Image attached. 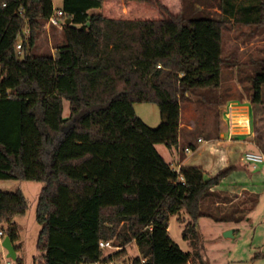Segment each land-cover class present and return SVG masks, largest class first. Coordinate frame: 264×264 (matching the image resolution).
Returning a JSON list of instances; mask_svg holds the SVG:
<instances>
[{
  "label": "trees",
  "instance_id": "obj_1",
  "mask_svg": "<svg viewBox=\"0 0 264 264\" xmlns=\"http://www.w3.org/2000/svg\"><path fill=\"white\" fill-rule=\"evenodd\" d=\"M180 1L62 0L63 40L52 55L33 49L54 0H0V180L45 184L39 264H112L132 241L139 254L131 264H210L171 238L170 216L185 210L184 234L195 229L202 200L243 166L212 176L201 165L178 170L156 145H179L184 97L219 96L232 55L225 33L233 24L264 26V0H220L196 17ZM253 63L245 94L264 106V57ZM136 102L156 103L162 123L148 126ZM27 210L20 189H0V230L17 252L14 218ZM112 239L121 248L107 253L100 242Z\"/></svg>",
  "mask_w": 264,
  "mask_h": 264
},
{
  "label": "rangeland",
  "instance_id": "obj_2",
  "mask_svg": "<svg viewBox=\"0 0 264 264\" xmlns=\"http://www.w3.org/2000/svg\"><path fill=\"white\" fill-rule=\"evenodd\" d=\"M217 1L220 0H183L185 15L187 17H196L197 12H205L201 10L203 5L208 7L207 5L213 4L214 6ZM242 1H244L246 7L254 5L253 0H233L236 4ZM60 3L61 0H54L56 10ZM181 6L182 0L180 1V8ZM237 16L238 13L236 14ZM62 29L56 26H46L45 23H42L36 32L37 40L33 53L55 54L56 47L63 40ZM224 39L226 53L229 55L231 52L232 55L228 57V63L224 64L226 74L223 75L222 88L218 90L219 96L209 93L204 100L196 96L184 97L182 99L183 110L181 112L183 118L189 120V117H192L198 122V127L193 132L194 136L199 133L206 134L202 130L203 127H201L202 118L205 113L204 101L216 103L218 100L224 99L226 97L225 88L228 91V96L233 94V96L238 97V91H241L237 88L239 81L234 80L235 78L232 79L229 76L228 70L230 68L234 69L240 60L253 62L255 58L260 59L264 57V26L233 24L226 31ZM234 46H237V48ZM231 65L233 67H229ZM258 68L259 65L253 63L251 67L247 68V72L250 74L256 73ZM239 83L243 85V89L250 86L249 80ZM245 95L241 100L245 98ZM192 100L197 103L198 110L190 108V104L185 103L186 101L192 103ZM192 104L191 106L193 107L195 104ZM134 106L137 116L148 126L158 127L162 123V115L156 103L136 102ZM69 113V101L64 99V115H69ZM226 116L229 120L232 134H236L235 129L239 126L243 128L242 135L250 131L251 113L246 105L228 106ZM263 119L262 117L259 118V129L264 124L262 122L264 121ZM156 148L172 167L177 168V162H175L168 146L157 144ZM240 148L242 155H244L239 164L243 167L230 170L226 183H234L241 180L249 181L252 188H248L242 193L235 192L233 194L227 192L229 188L226 185L215 188L214 191L206 195L202 200L203 215L198 218L196 228L188 230L186 235L184 231L191 220L189 214L185 210H182L170 216L169 234L171 238L181 249L191 252L197 260L203 258L210 264H264V161L255 162L248 160L246 148L243 146H240ZM223 165H226L225 168H229L236 165V162H223ZM44 185V182L37 181L0 180L1 190L15 191L20 189L28 202L27 213L14 218V221L19 226L20 239L18 244H21L17 257L22 259V264H39L43 260L37 248L42 227L37 221L36 209L39 195ZM251 189H254V192ZM4 227L6 228L7 225L4 224ZM230 229L233 230V236H225V232ZM3 239L0 237V264H19L17 259L8 256V250L2 244ZM111 241L114 242V248H107V253L117 250L115 248L118 246V243H115L116 239H112ZM125 249L127 252L126 256L119 258L112 264H131V259L139 254L138 246L134 241L128 243Z\"/></svg>",
  "mask_w": 264,
  "mask_h": 264
},
{
  "label": "crops",
  "instance_id": "obj_3",
  "mask_svg": "<svg viewBox=\"0 0 264 264\" xmlns=\"http://www.w3.org/2000/svg\"><path fill=\"white\" fill-rule=\"evenodd\" d=\"M61 6L62 0L58 8H61ZM234 47L237 48V46ZM256 59L257 58H255V60ZM255 60H253V62ZM253 62L240 60L234 69L230 68L228 70L229 76L232 79L235 78L234 80L237 82L249 80L251 74L247 72V68L251 67ZM231 67L233 66L231 65ZM224 74H226V70H223V75ZM239 82L237 83V88L241 91H238V97L232 94L228 99L225 97L222 102L209 103L204 101V112L207 114L204 113L201 127H203L202 130L206 132V134L199 133L194 136L193 132L196 131L198 122L192 117H189V120H185L181 112L179 145L170 149V153L173 155L175 162H177L176 169L183 165H201L206 170L207 176L215 175L225 168L226 165H223V162H236V165L240 163L244 155H242L240 146L246 148V153H256L264 156V124L262 128H258L259 118H264V106L254 105L249 97L245 95L243 85ZM244 95L245 98L241 100ZM185 103L190 104V108L198 110L197 103L194 100H192V103L195 104L193 107L191 106L193 104L189 101ZM230 105H246L247 109H250L251 129L247 134L242 135L243 128L241 126L235 129L236 134L231 133L230 123L226 116L227 107ZM182 107L183 103L181 102V111L183 110ZM259 109L261 111L260 113ZM199 138H203V141L199 142ZM186 148H190L191 152H187ZM228 176L222 179L216 188H219L221 185H226V187L229 188L227 192L231 194L235 192L242 193L248 188H252L249 181L241 180L239 182L226 183ZM251 191L254 192V189H251Z\"/></svg>",
  "mask_w": 264,
  "mask_h": 264
},
{
  "label": "built area",
  "instance_id": "obj_4",
  "mask_svg": "<svg viewBox=\"0 0 264 264\" xmlns=\"http://www.w3.org/2000/svg\"><path fill=\"white\" fill-rule=\"evenodd\" d=\"M64 18H63V11L59 8L54 11V14L45 22L46 26H56L58 28H63L64 26ZM18 49H21V44H18ZM199 142L203 141V138L198 139ZM187 152H191L190 148H186ZM246 157L248 160H252L255 162H260L264 160V156L262 154L256 153H247ZM180 168V167H179ZM178 168V170H179ZM3 231L0 230V237H3ZM100 246L102 248H114V244L112 241H101ZM117 250L120 249V246L115 247Z\"/></svg>",
  "mask_w": 264,
  "mask_h": 264
},
{
  "label": "water",
  "instance_id": "obj_5",
  "mask_svg": "<svg viewBox=\"0 0 264 264\" xmlns=\"http://www.w3.org/2000/svg\"><path fill=\"white\" fill-rule=\"evenodd\" d=\"M71 20L68 19L67 23H70ZM225 236L229 237V236H233V230H228L225 232ZM3 246L8 250V256L13 258V259H17V251L15 249V246L11 240V238L9 236H5L2 242Z\"/></svg>",
  "mask_w": 264,
  "mask_h": 264
}]
</instances>
